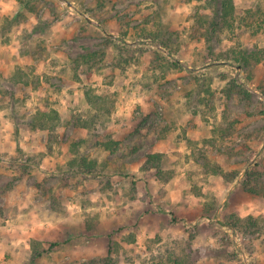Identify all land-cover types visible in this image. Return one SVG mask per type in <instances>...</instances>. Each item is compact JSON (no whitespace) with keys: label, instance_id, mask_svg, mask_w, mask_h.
<instances>
[{"label":"rangeland","instance_id":"rangeland-1","mask_svg":"<svg viewBox=\"0 0 264 264\" xmlns=\"http://www.w3.org/2000/svg\"><path fill=\"white\" fill-rule=\"evenodd\" d=\"M219 1L0 0V264H264V0Z\"/></svg>","mask_w":264,"mask_h":264},{"label":"trees","instance_id":"trees-1","mask_svg":"<svg viewBox=\"0 0 264 264\" xmlns=\"http://www.w3.org/2000/svg\"><path fill=\"white\" fill-rule=\"evenodd\" d=\"M219 2H220V12H218V15H216V17L213 18V17H210L208 14H205V16L203 15V18L200 20L202 25H205L208 22L210 24L208 25V27L205 28L204 31L201 30L203 34L209 35V39L212 37V35H214L217 32L218 29L220 30L224 29L227 25H229V23H231L230 19L234 18L237 13L234 0H220ZM252 59L259 61L260 59L259 53L258 52L257 53L256 52H253V53L244 52V53L239 54L238 57H235L236 63L241 64L242 66L249 64ZM218 60H225V61L231 60L232 61V57L231 56L221 57ZM233 81L235 83V80ZM240 90L243 93H245V95H247L248 97L251 96L248 89L241 88ZM86 94H87V98L91 106L98 107L100 111L106 110L107 112H111L110 108L107 107L106 105L107 100L104 96L92 93L91 91H87ZM59 120H60L59 110L57 108L49 106L48 104H45V105L40 106L37 109V111L33 115L31 125L33 129L42 128V129L54 130L57 127ZM93 122L94 120L92 118V115H89V118H87V120H85V122H82V123L85 127H90L93 124ZM159 157H160L159 154H156V153L150 154L148 157V164H149V168H150V165H152L153 167H156L157 169L156 174L161 175L162 168H161V165L159 164ZM82 161L85 166L84 169H86L89 172L93 170V166L91 165V163H88V161H86L85 158ZM93 163L96 164L95 161ZM173 175H174L173 173H170L165 178L170 179L173 177ZM252 190L256 192L255 189H252ZM226 221L227 223L231 224L233 227L235 226L236 229L238 228L237 221H234L233 217L227 218ZM42 252L43 250L40 251L37 248L34 256L40 257L42 255ZM177 263L180 264L179 261Z\"/></svg>","mask_w":264,"mask_h":264}]
</instances>
